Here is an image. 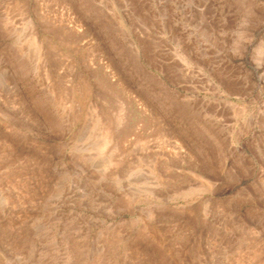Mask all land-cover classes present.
<instances>
[{"label": "rangeland", "instance_id": "obj_1", "mask_svg": "<svg viewBox=\"0 0 264 264\" xmlns=\"http://www.w3.org/2000/svg\"><path fill=\"white\" fill-rule=\"evenodd\" d=\"M0 264H264V0H0Z\"/></svg>", "mask_w": 264, "mask_h": 264}, {"label": "bare ground", "instance_id": "obj_2", "mask_svg": "<svg viewBox=\"0 0 264 264\" xmlns=\"http://www.w3.org/2000/svg\"><path fill=\"white\" fill-rule=\"evenodd\" d=\"M102 143H104V144H101V142H100L101 146H103V145L105 146L107 142H106V140H105V141L102 142ZM104 146L102 147V149L104 148ZM102 149H101V150H102Z\"/></svg>", "mask_w": 264, "mask_h": 264}]
</instances>
